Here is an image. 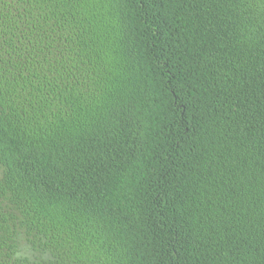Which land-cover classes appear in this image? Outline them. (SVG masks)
<instances>
[{"label":"trees","instance_id":"16d2710c","mask_svg":"<svg viewBox=\"0 0 264 264\" xmlns=\"http://www.w3.org/2000/svg\"><path fill=\"white\" fill-rule=\"evenodd\" d=\"M0 264H264V0H0Z\"/></svg>","mask_w":264,"mask_h":264}]
</instances>
